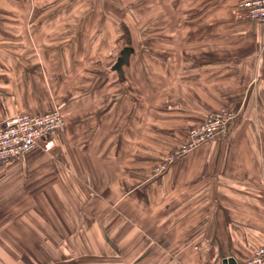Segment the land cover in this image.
Wrapping results in <instances>:
<instances>
[{
  "label": "crops",
  "instance_id": "obj_1",
  "mask_svg": "<svg viewBox=\"0 0 264 264\" xmlns=\"http://www.w3.org/2000/svg\"><path fill=\"white\" fill-rule=\"evenodd\" d=\"M21 1L0 3V127L5 118L19 112L41 113L58 109L55 106H66L70 116L85 115L91 121L102 112L103 123L121 125L119 139L125 138L127 107L137 123L145 122L142 115L156 112L157 107L167 112L171 121L175 113L181 118L178 122L192 123L189 128L222 107L238 111L239 118L230 125L227 136H218L177 158L164 178L148 182L157 185L167 215H172L166 216L165 230L142 226L140 221L132 230L126 220H140L142 215L127 213L125 197L110 200L114 206L117 202L119 209L105 201L103 195L111 194L110 187L118 186L119 194L124 193L127 181L123 176L94 179L88 185L104 190L89 195L87 203H95L101 210L54 214L59 219L62 214L85 218L81 227L75 222V228L82 231L71 233L73 222H60V228L65 227L61 234H37V252L24 243L25 234L19 236L10 225L5 230L12 245L17 236L20 242L16 245L24 250L17 257L7 250L8 257L0 258V264H147L145 257L156 250V240L165 241L170 251L176 252V259L169 257L168 264H223L227 257L245 264L264 244V22L247 19L238 10L243 0H217V27L198 28L207 35L191 36L187 24L176 36L178 46H172L170 52H138L126 45L134 51L118 72L113 69L116 61H110L109 56L118 40L110 24L102 25L100 33L95 32L96 25L78 32L79 8L88 4L78 0ZM98 4H93L94 11L100 10ZM234 8L242 16L233 13ZM49 80L51 84L59 82L56 95L47 92ZM145 80L149 88L143 86ZM129 94L137 101L132 107L126 104ZM147 95L155 103L148 108L142 104V100L147 103ZM163 100L166 105L159 106ZM188 130L178 145L187 139ZM60 131L50 135L53 145ZM53 148L40 144L8 164H0V188L5 187L7 178L4 193L26 197L22 200L25 210L3 213L0 218L20 215L22 231L33 229L30 219L46 218L39 210L30 211L31 192L40 193L47 184L44 177H38V187L31 190V171H39L45 164L30 161L50 154ZM48 238L58 241L54 251L62 257H44ZM113 252H118L117 257ZM151 256L157 264L156 256Z\"/></svg>",
  "mask_w": 264,
  "mask_h": 264
},
{
  "label": "rangeland",
  "instance_id": "obj_2",
  "mask_svg": "<svg viewBox=\"0 0 264 264\" xmlns=\"http://www.w3.org/2000/svg\"><path fill=\"white\" fill-rule=\"evenodd\" d=\"M14 1L21 0H0V3ZM78 2L88 4L83 10L79 8L78 32H84L96 25L95 32L100 33L101 26L107 23L114 30L115 38L118 40L111 46L113 48L109 51L110 61H116L119 51L126 45L134 46L138 52H149L150 50L170 52L172 46L175 49L178 46L179 39L177 37L183 33L187 24H189L191 36L207 35L205 30L198 31V28L203 29L204 25L217 27V0H78ZM94 3H99V11L93 10ZM233 13L241 15L236 8H234ZM171 37L176 38L172 41ZM142 76L147 79L145 75ZM56 84L59 85V82L51 84L49 80L46 85L50 86V90L46 91L56 95L58 92ZM143 86L149 88L148 80H145ZM127 88H131V85H128ZM33 91H37L36 88ZM39 91L42 97L43 89ZM54 95L51 96L52 102H55ZM129 96L131 97L127 98L126 104L132 107L137 101L133 99V95L129 94ZM144 98L147 103L142 100L143 107L148 108L151 104H155L150 101L149 95ZM165 105L166 101L163 100L159 106ZM54 108H58L63 112L66 125L56 135L60 138L53 145V150L49 151L50 154L48 153L46 156L37 155L30 161L35 164L38 162L45 164L41 170L31 171V175H33L30 178L31 190L34 191L35 187H38L35 180L38 177H44L47 184L41 187L40 193L37 191L31 192L30 211L39 210L45 213L46 218L30 219L33 229L27 227L25 231L21 230L20 222L23 219L20 215L16 218H0V258L8 257L7 250L9 253L12 251L15 257L24 250L21 249V245H16L20 242L17 240V236H14V245H12L9 239L10 235H7L5 230L10 225L14 226V232L18 231L19 236L21 233L25 234L26 242L24 243L31 244L34 250L38 246L39 235L37 234L59 235L65 230L64 225L60 228V222L64 224L73 222V230H69L71 233L82 231L75 228V222L81 227L80 222L85 221V218L79 217L77 219L73 215L71 217L74 218H70V214H62V219H59L54 218V214H57L56 211L60 210L62 213L72 210L79 212L101 210L102 208L95 207V203H87L89 195L93 196L104 190L103 187L88 185L91 182L90 180L93 181L94 179L106 180L112 178L117 180L119 177L125 178L123 180L127 181V186L124 193L119 194L118 186L110 187L109 193L111 194H104L103 197L113 209H119L120 205L116 202V206H114L110 203V200L118 201L117 196L125 197L127 213L132 216L136 211V213L142 215L140 220L133 218L126 220L132 230L140 226L139 221L142 226L155 225V227L158 226L159 229L165 230L166 216L171 218L172 215H167V204L157 185L148 182L159 180L162 175V178H164L165 173L170 169L168 167H171L175 161H167L170 149L179 142L183 134H186L189 125L192 123L178 122V119L181 118L175 113L172 115L174 121H171L167 117V112L161 111L158 107L156 112L142 115V118L146 119L145 122L137 123L136 117L132 115L133 112L131 113L129 107H127L124 124L125 138L119 139L118 128H121V125L118 127L117 123H103L101 120L102 112L97 114L95 121H91V117L86 118L85 115L80 118L75 115L70 116L69 108L66 106L62 108L55 106ZM187 126L188 128H186ZM179 131L181 133L177 134ZM41 152L44 153V151ZM54 152L55 154H53ZM6 164L8 163L6 162ZM6 180L7 178H5V187H7ZM60 181L61 184H59ZM5 187L0 188L2 189L0 190V214H13V211H15L14 214H17L25 210L26 205L22 200L25 201L26 197L19 196L16 198L7 191L4 193ZM113 193H115V196H112ZM37 194L44 197H38ZM142 194L145 196H142ZM174 217H176V214ZM143 223L146 225H143ZM155 242L157 244L156 250L147 251L150 252L145 257L147 264H156V261L150 260V254L156 256L157 264H168L167 260L171 256L176 259L177 254L175 251H170V244L159 240ZM57 243L58 241L55 240L54 243L49 241L48 238L47 244L49 247L46 245L45 258L62 257L58 251H54ZM213 252L217 254V250ZM41 253L40 250V255ZM113 253L117 257L118 252ZM133 254L134 252L131 251V260L134 258ZM166 256L168 257L165 258Z\"/></svg>",
  "mask_w": 264,
  "mask_h": 264
},
{
  "label": "built area",
  "instance_id": "obj_3",
  "mask_svg": "<svg viewBox=\"0 0 264 264\" xmlns=\"http://www.w3.org/2000/svg\"><path fill=\"white\" fill-rule=\"evenodd\" d=\"M238 10L249 19L264 22V0H243ZM238 112L227 107L209 113L207 118L189 128L187 139L175 147L167 161L173 162L218 136H227ZM66 119L59 109L41 113L19 112L5 118L0 127V164L19 158L43 144L50 149L54 141L50 135L63 130ZM245 264H264V244L258 246Z\"/></svg>",
  "mask_w": 264,
  "mask_h": 264
},
{
  "label": "water",
  "instance_id": "obj_4",
  "mask_svg": "<svg viewBox=\"0 0 264 264\" xmlns=\"http://www.w3.org/2000/svg\"><path fill=\"white\" fill-rule=\"evenodd\" d=\"M133 51H134V48L132 46H125L120 52V55L117 58L113 66V69L118 72H121L123 64L129 61V57ZM222 263L223 264H238V262L236 261L234 257H227L223 259Z\"/></svg>",
  "mask_w": 264,
  "mask_h": 264
}]
</instances>
